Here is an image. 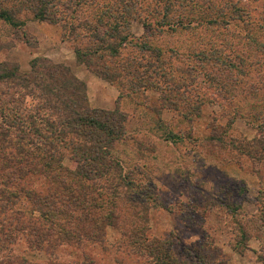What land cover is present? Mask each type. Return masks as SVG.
Wrapping results in <instances>:
<instances>
[{"label":"rangeland","instance_id":"obj_1","mask_svg":"<svg viewBox=\"0 0 264 264\" xmlns=\"http://www.w3.org/2000/svg\"><path fill=\"white\" fill-rule=\"evenodd\" d=\"M107 1L73 4L87 14ZM130 2L153 29L131 22L124 33L131 44L123 55L141 62L133 44L159 49L175 77L171 85L165 81L134 95L92 73L76 52L81 44L64 37L62 23L36 21L24 12L16 14L26 20L22 29L0 21V62L19 67L28 80L22 91L35 94L31 64L45 59L84 83L91 108L127 115L129 137L115 152L125 179L110 176L114 185L128 187L114 197L105 181L85 183L87 209L95 211L94 203L102 215L107 209L116 215L103 243L68 241L57 227L36 226L39 205L27 196H50L47 182L9 176L6 154L0 153V264H146L130 239L141 230L180 256L198 253L202 264H264V0ZM17 8L18 2L7 0L1 10ZM65 16L71 18L69 12ZM163 16L194 22L159 32ZM77 17L75 24L83 20ZM64 165L72 168L69 160ZM73 208L69 204L66 212ZM237 223L247 227L245 234Z\"/></svg>","mask_w":264,"mask_h":264},{"label":"trees","instance_id":"obj_2","mask_svg":"<svg viewBox=\"0 0 264 264\" xmlns=\"http://www.w3.org/2000/svg\"><path fill=\"white\" fill-rule=\"evenodd\" d=\"M3 1L4 4L7 2ZM15 1L19 3L16 13L13 9L1 10L4 4L0 6V21L22 29L26 20H20L16 14L24 12L36 21L62 23L64 37L81 44L76 52L85 57L87 68L101 79L118 84L131 94L138 90H155L165 81L168 85L175 81L173 68H168L169 63L159 49L145 44L131 46L142 53L144 65L143 60L139 62L123 55L122 51L131 44L130 36L124 35L131 22L140 21L146 30L153 29L147 17L138 16V9L130 0H110L103 5H93L87 14L74 9L81 6H74L75 0ZM93 2L96 3L92 1L91 4ZM67 12L71 18H66ZM77 16L83 20L75 24L73 21L79 19ZM193 22H172L163 16L157 27L162 32L165 27L172 30ZM46 63L45 59L32 62L31 73L38 82L35 94H29L21 90L26 79L19 67L0 62V153L6 154L9 176L22 181L37 177L47 182L50 196L44 195L37 200H33V196L40 195L38 193L27 196L31 205H39L36 226L46 230L57 227L59 234L68 241L81 242L84 237L103 243L104 229L107 224L115 225L116 215L108 209L102 215L101 206L94 203L91 207L95 211L87 209L88 187L85 183L94 185L105 181L108 184L105 190L114 197L120 194L118 190L128 187L126 184L114 185L110 178L119 174L121 180L125 179L115 152L129 140L128 117L118 110L91 108L84 83L67 69ZM28 98L33 103L29 104ZM173 138L170 132L166 136L167 140ZM65 160L72 163V168L64 165ZM69 204L74 208L66 212ZM237 225L245 234L247 227L241 223ZM32 231L41 234L35 228ZM141 231L139 234L133 232L130 239L146 264H202L198 253L180 256L168 242L148 240Z\"/></svg>","mask_w":264,"mask_h":264}]
</instances>
